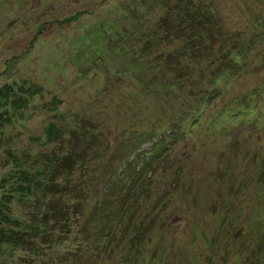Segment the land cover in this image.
<instances>
[{
	"label": "trees",
	"instance_id": "trees-1",
	"mask_svg": "<svg viewBox=\"0 0 264 264\" xmlns=\"http://www.w3.org/2000/svg\"><path fill=\"white\" fill-rule=\"evenodd\" d=\"M107 1L103 0L102 5ZM114 1L109 0L108 12H93L99 25L89 30V41L81 37L90 43L74 56L77 60H89V52L97 56L95 64H102L111 81L129 83L128 91L122 90L128 98L145 101L151 97L154 103L150 104L162 109L139 117L140 126L132 124L121 134L115 131L114 120L101 132L94 121L83 123L80 119V125L71 126L63 121L62 113L53 114L58 120L47 129L51 147L39 152L38 160H32L36 165L32 163L31 169L41 166L42 172L26 171L30 170V149L9 153L17 168L22 169L24 179L0 200V242L20 246L29 242L30 229L22 231V222L13 216L15 195H20L22 203L30 205L32 220L46 206L41 218H50L47 224L55 226L52 232L62 234L75 219L71 225H79L84 234L85 246H77L53 263L100 264L112 254L118 259L125 256L123 262L130 261V255L164 238V232L158 233V229L172 228L161 209L168 210L176 191L191 193L193 186L197 188L192 183L197 182L207 164L195 162L194 153L183 152L186 167H174L167 182L160 183L162 172L170 170L172 149L182 144L187 148L197 135L204 156L208 157L205 150H209L214 137L222 138L233 152L249 161L243 169L227 162L224 170L231 175L222 179L224 186L220 187L229 191H224L222 197L200 195L195 197L196 202L190 199L177 207L179 220L187 226L185 233L192 236L193 245L209 252L208 263L228 264L230 250L236 245L250 264H264V198L251 192L252 178L249 181V177L239 176L242 170L250 173L248 167L252 165L253 175H260L256 155L264 168V37L253 29L229 30L222 22L228 16L221 15L220 10L212 12L214 0ZM228 1L241 9L237 0ZM251 7L246 3L244 10L252 12L256 8L264 15V0H256ZM245 18L242 13L237 21ZM262 22L264 17L256 24ZM46 93L31 79L2 87L0 130L24 116L31 100L43 99ZM46 104L52 105L48 101ZM234 174L239 176L240 184L232 181ZM10 179L13 185L18 183L15 175ZM232 183L239 187L236 197ZM208 200H213L211 205L196 207ZM190 205L195 209L188 213ZM33 231L48 234L38 228ZM30 240L31 245H37L38 237ZM119 250L123 254H117ZM182 251L189 264L201 259L196 249ZM69 257L73 259L68 261ZM238 257L234 253L232 259Z\"/></svg>",
	"mask_w": 264,
	"mask_h": 264
},
{
	"label": "rangeland",
	"instance_id": "rangeland-1",
	"mask_svg": "<svg viewBox=\"0 0 264 264\" xmlns=\"http://www.w3.org/2000/svg\"><path fill=\"white\" fill-rule=\"evenodd\" d=\"M116 1L120 2L121 0L114 2L116 3ZM237 1L241 6L239 10L232 7L233 2L231 1L214 0L212 12L217 14L220 10L221 15L224 14L226 18L228 16V19H224L222 22L225 27L230 28L229 30L253 29L254 33L264 37V22L256 24L259 18L264 17L258 9L253 8L256 0ZM102 3L103 0H0V89L7 84L20 85L23 79H31L33 82L41 84L45 91L47 90L45 98L31 100L29 108L24 110V116H20V119H18L19 117L13 119L14 122L11 125L0 130L2 131L0 134V200L10 190L17 189L21 180L24 179L22 169L17 168V165L10 159V152L14 154L30 149L31 163L28 164H30L31 171H26L32 174L38 170L42 172L41 166L31 169L32 163H34L32 160L35 157L38 160V153L51 147L47 140V129L50 123H56L58 120L57 116H52L53 114L62 113L63 121L71 126L80 125V119L84 120L83 123L94 121L95 128L101 129V132L105 125L107 128L109 123L114 120L115 131L118 129L121 134L132 124L140 126L141 123H137V121L142 117L154 115L160 111L159 109H162L150 104V102L154 103V99L151 97L145 101L128 98L122 90L128 91L129 83L111 81L102 64L100 63V66L95 64L97 56L92 57L89 52L87 57L90 58L89 60L75 58L74 54L86 49L87 43H90L88 42L91 39L88 36L89 30L99 25L95 21L93 12L100 10L106 13L109 11V0L105 5ZM246 3L252 6V12L244 10ZM253 10H255L254 15ZM242 13L245 14L246 21L239 22L237 17ZM240 25L245 29H242ZM81 37H85L88 41L84 42ZM262 44L263 55L264 42ZM256 56L257 54L253 55V58ZM104 60L107 61L106 56H104ZM56 95L59 99L55 100ZM47 101L52 105L46 106ZM52 108L58 109L54 112ZM245 129L248 130V128ZM208 138L209 136L205 140ZM200 141L201 139L194 135L193 144L187 148L183 147L184 144L179 148H173V152L169 154L168 158L170 170L163 171L160 176L162 185L172 176L174 167H186L185 157H182L183 152L188 155L194 153L196 154L195 162L207 164L204 166V171L196 178L197 182L192 183L197 188L193 186L191 193L186 190L176 191L175 199L169 202L168 210L161 209L162 216L172 226V228L157 230L158 233L164 232V238L157 243L151 242L149 249H146L147 245L139 252H135L134 255H130L132 258L128 262L122 261L125 256L118 259L112 254L108 261L100 264H189L182 251L189 248L196 249L198 256H201V259L195 264H211L208 263L209 252L204 251L203 246L193 245L192 236L185 233L187 226L185 222H181L183 219L179 220L177 207L190 199L196 202L198 199L195 197L200 195L213 198L222 197L224 191H229L225 187H220L224 186L222 179L231 175L230 171L224 170L227 162L231 161L243 169L247 167L249 160L243 154L233 152L229 148L230 144H226L222 138L214 137L210 140L209 150H205L208 153V157H206L203 155V150L199 151ZM262 144L264 145V141ZM149 146L152 145L149 144ZM223 149H226V153ZM225 154L226 156H224ZM19 157L24 164H27L23 156ZM255 166L260 172L259 176L253 175L251 171L253 165L248 167L250 173L242 170L239 172V176L249 177V181L252 178L251 192L260 194L264 198V190L258 189L259 187L264 188V168H262L258 155L255 156ZM219 168H221V172H217ZM12 175H15L18 181L15 185L10 179ZM238 177L234 174L232 181L240 184ZM186 179L187 177H185ZM236 183H232L235 185L233 189L235 197L239 194V187ZM168 197L169 195L166 198ZM14 200L13 216L22 222V231L30 229V236L27 237L29 242L24 246L0 242V264H55L53 262L58 260L61 255L75 251L77 246H85L82 239L84 234L80 231V226L75 228L71 225L75 219L65 226L66 229L62 234L54 233L52 229L55 226L47 224L50 218H41L46 211V206H42L41 214L37 213L34 216L35 219L32 220L28 209L30 205L27 204V201L22 203L20 195H15ZM212 202L213 200H208L204 204L198 203L196 207H207ZM194 207V205H190L186 211L191 213L190 210L195 209ZM40 221L41 225H39ZM80 221L82 222V220ZM178 222L181 223L178 224ZM156 224L153 228L156 227ZM35 228L43 232L46 231L48 234L43 236L41 231H33ZM173 230L177 232L176 237ZM70 231L74 235H71ZM35 236L38 237V242L37 245L34 242L33 246L30 239ZM233 247L230 250V260L225 255L228 264H250L248 259L238 253V246ZM116 253L123 254V251L119 250ZM234 253L239 255L236 261L232 259ZM36 256H40V258L36 260L34 258ZM71 259L73 257H69L68 261ZM81 263L83 264L82 261Z\"/></svg>",
	"mask_w": 264,
	"mask_h": 264
}]
</instances>
